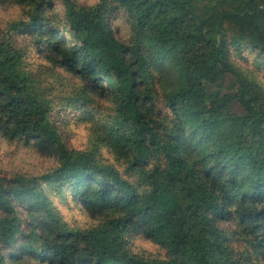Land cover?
<instances>
[{"label":"trees","instance_id":"1","mask_svg":"<svg viewBox=\"0 0 264 264\" xmlns=\"http://www.w3.org/2000/svg\"><path fill=\"white\" fill-rule=\"evenodd\" d=\"M55 3L0 0L19 8L0 23V142L55 161L0 173V264H264V86L242 64L264 72V0ZM57 104L88 115L89 148L66 146Z\"/></svg>","mask_w":264,"mask_h":264},{"label":"rangeland","instance_id":"2","mask_svg":"<svg viewBox=\"0 0 264 264\" xmlns=\"http://www.w3.org/2000/svg\"><path fill=\"white\" fill-rule=\"evenodd\" d=\"M83 4H92L97 0H74ZM54 10L59 13L62 12L64 7V0H55ZM19 8L16 6H4L0 5V23H4L10 18L14 17L18 13ZM113 27L116 36L119 38H125L128 36V26L121 18H115L113 20ZM247 60L242 62L244 67L248 70L254 71L258 80L264 86V72L258 71V68L253 63L252 55L245 52ZM36 72H41L48 69L46 63H43L42 59L38 56L31 54L29 59ZM46 77V76H45ZM51 80L50 77H47ZM234 79L231 75L225 74L222 81L215 85H207V91L209 93L227 92L233 89ZM231 108L235 113H242V108L237 103H233ZM88 115L84 114L80 110H76L71 107H67L63 104H57L56 111L52 116L57 130L59 131L61 138L64 140L68 148L75 149H87L90 147L89 140L92 139V126L88 123ZM100 153L105 159L112 161L108 150L105 147L99 148ZM55 161L51 158L41 156L28 150L26 148H17L16 146L9 145L5 142H0V173L10 175L14 172H24L31 174H39L46 171L51 167ZM55 206L59 211L62 218L73 227H84L94 223V220L90 219L87 213L78 204L73 203L70 198L67 200H60L57 197L53 198ZM128 249L135 254L140 255H160V249L157 245H154L149 240L135 236L129 240Z\"/></svg>","mask_w":264,"mask_h":264}]
</instances>
